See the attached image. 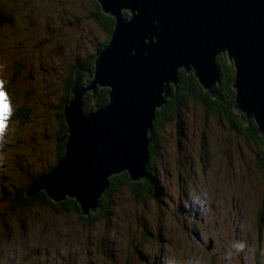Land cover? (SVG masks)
<instances>
[{
  "label": "rangeland",
  "instance_id": "obj_1",
  "mask_svg": "<svg viewBox=\"0 0 264 264\" xmlns=\"http://www.w3.org/2000/svg\"><path fill=\"white\" fill-rule=\"evenodd\" d=\"M92 12L89 0H0V92L9 105L0 140L1 177L13 179L18 162L21 171L44 170V164L25 155L27 144L53 166L51 130L65 68L71 59L96 53L105 39L87 18ZM14 60L25 68L12 82ZM25 90L38 113L24 125L9 122ZM217 119L192 98L183 100L158 135L150 171L153 197L135 205L127 189L115 190L108 220L84 226L75 212L11 211L6 226H0V264H243L237 255L246 259L256 247L264 260V178L258 157L240 127L224 119L218 125ZM237 214L243 216V243L234 251L227 239L233 215L239 224Z\"/></svg>",
  "mask_w": 264,
  "mask_h": 264
},
{
  "label": "water",
  "instance_id": "obj_2",
  "mask_svg": "<svg viewBox=\"0 0 264 264\" xmlns=\"http://www.w3.org/2000/svg\"><path fill=\"white\" fill-rule=\"evenodd\" d=\"M97 1L114 18L111 38L92 71L74 70L65 151L26 199L44 190L53 202L75 199L88 216L111 176L127 171L145 179L154 113L176 88L178 70L193 73L215 97L223 53L234 67L233 112L246 124L254 120L264 140V0ZM99 88L109 90L108 103L84 113L83 96L91 92L94 102Z\"/></svg>",
  "mask_w": 264,
  "mask_h": 264
},
{
  "label": "trees",
  "instance_id": "obj_3",
  "mask_svg": "<svg viewBox=\"0 0 264 264\" xmlns=\"http://www.w3.org/2000/svg\"><path fill=\"white\" fill-rule=\"evenodd\" d=\"M93 8V12L88 19L95 26L100 28L105 33V39L100 44V48L96 53H92L84 57L83 59H71L68 65L65 68L64 80L62 83H59L57 105L55 106V119L56 124L52 126V139H51V148L54 150V156L56 157L53 166L47 167L51 162L41 161L40 155L35 154L36 147L32 144L26 145V154L21 152L20 154H25L27 157L30 156L32 162L44 164L42 167L44 170H38L34 167L32 169H26L21 171L20 162L15 163L16 170L13 171V179L8 180L7 177L0 176V226H6L9 221V214L15 209L20 211L27 210H42L48 212H55L58 214H63L66 212H75L79 214L80 221L84 226H91L93 222L100 220L101 218L108 220L111 215V198L112 192L119 189H127L130 194V202L132 204L144 202L149 196L153 197V186L154 179L150 171L156 164V155L155 152L148 151V163H147V173L148 176L144 180L135 182L131 179L127 171H124L120 174L113 175L109 178V184L105 193L101 197L100 207L96 212L90 213L88 216H84L80 212L79 205L72 198H64L61 201L53 202L49 199L48 195L44 190H39L34 193L31 197L26 199L25 191L35 183L39 178L49 173V171L56 166L59 162V158L62 156L65 151V143L68 137V126L65 122L64 114V105L67 106L70 98L72 97L71 88L74 82V70L78 67L84 69L93 70V64L96 56L101 52L104 47L107 45L108 41L111 38V34L114 28V18L103 13L100 7V4L97 0H89ZM48 13V12H47ZM123 14L128 16L127 12ZM18 37V34L15 36ZM18 44L22 43L21 38H17ZM45 38L41 40L44 42ZM22 46V44H20ZM16 55V54H15ZM226 57L224 54H221L217 57V69L219 72V81L216 84L218 92L215 97H211L209 93L203 89L201 84H199L196 77L191 72H186L184 69L178 70V82L176 88L171 87L170 96L166 99L164 105L155 110V117L152 122V130L149 133V147L155 139H158V135L163 130V125L166 124L171 118L176 114V111L179 105L186 100L187 98H192L193 101L201 104L203 106L204 114H214L219 119H217V124L219 125L220 120L224 119L230 126L233 128L240 127L242 129V134L244 139L253 144H260L262 147V154L258 158L257 167L260 166L262 169L260 171L263 173L264 178V140L262 136L258 133V126L254 120H251L249 124L244 122V114L234 113L233 112V100L235 95V90L231 87L232 80L234 77L233 64L230 63V68L226 66ZM12 74L10 79L14 82L15 77H17L20 72H23L25 65L18 61L14 60L11 65ZM107 88H99L97 92V97L94 102L92 101L91 94L88 93L83 98V112H93L100 107L106 105L109 101ZM53 93L55 91H52ZM16 102V100H12ZM38 113L34 106L31 105V99L29 92L27 90L23 91L22 100L19 102V106L16 108L15 114L8 118L9 122L16 124L24 125L31 121V115ZM222 118V119H221ZM179 125V123H178ZM151 134V135H150ZM249 144V143H248ZM20 151V150H19ZM14 159L19 160V155L14 154ZM33 166V163H30ZM136 205V204H135ZM263 217V211L260 209L257 214L258 221L261 222ZM232 223L230 226L234 225L233 232L231 235H228V241L232 244L234 251H237L238 248L242 246V241L240 239V223L243 220L242 214H237V221L233 215ZM237 230V231H236ZM147 235L148 232L145 231ZM146 238L141 237V241H145ZM250 240V239H248ZM244 242H247L245 240ZM257 242L260 244V233L257 235ZM210 243V241H209ZM258 244V245H259ZM257 245V246H258ZM138 251L137 247L135 246ZM240 250V249H239ZM250 255L245 259L242 253L237 255V260L243 264H261L264 260L260 257V248L256 247L253 251L249 252Z\"/></svg>",
  "mask_w": 264,
  "mask_h": 264
},
{
  "label": "flooded vegetation",
  "instance_id": "obj_4",
  "mask_svg": "<svg viewBox=\"0 0 264 264\" xmlns=\"http://www.w3.org/2000/svg\"><path fill=\"white\" fill-rule=\"evenodd\" d=\"M224 54V53H223ZM226 66L227 67H229L230 68V63H232L231 61H229L228 59H226ZM233 70H234V67H233ZM217 92H218V89H217ZM88 93H90L91 94V92H87L85 95H87ZM217 94V93H216ZM84 95V96H85ZM84 96H83V98H84ZM170 96V95H169ZM91 97H93L92 96V94H91ZM96 97H97V95H96ZM96 97H95V99L94 100H96ZM82 101H83V99H82ZM222 119V118H221ZM151 135V134H150ZM247 143H249L250 145V149L251 150H253V151H255V157L257 158H259L260 156H261V154H262V147H261V145L260 144H253V143H251V142H249V141H247ZM157 145H158V139H155L154 141H153V143L151 144V146L149 147V153L151 152V151H153V153L155 152V155H156V157L158 156V154L156 153V149H157ZM256 163H258V160H256ZM260 169H262L260 166H258ZM263 174V173H262ZM237 231V230H236ZM264 263V262H263Z\"/></svg>",
  "mask_w": 264,
  "mask_h": 264
},
{
  "label": "snow or ice",
  "instance_id": "obj_5",
  "mask_svg": "<svg viewBox=\"0 0 264 264\" xmlns=\"http://www.w3.org/2000/svg\"><path fill=\"white\" fill-rule=\"evenodd\" d=\"M9 113V105L7 103V97L3 92H0V130L4 127V122L7 119Z\"/></svg>",
  "mask_w": 264,
  "mask_h": 264
},
{
  "label": "bare ground",
  "instance_id": "obj_6",
  "mask_svg": "<svg viewBox=\"0 0 264 264\" xmlns=\"http://www.w3.org/2000/svg\"><path fill=\"white\" fill-rule=\"evenodd\" d=\"M146 169H147V166H146ZM128 173V172H127ZM129 174V173H128ZM147 176H148V173H147ZM147 178V177H146ZM145 178V179H146ZM144 178H142V179H140V178H138L137 180H134L135 182H137V181H140V180H143ZM67 198H69V197H67ZM73 199V198H72Z\"/></svg>",
  "mask_w": 264,
  "mask_h": 264
},
{
  "label": "clouds",
  "instance_id": "obj_7",
  "mask_svg": "<svg viewBox=\"0 0 264 264\" xmlns=\"http://www.w3.org/2000/svg\"><path fill=\"white\" fill-rule=\"evenodd\" d=\"M2 135H3V129L0 130V140H2Z\"/></svg>",
  "mask_w": 264,
  "mask_h": 264
}]
</instances>
